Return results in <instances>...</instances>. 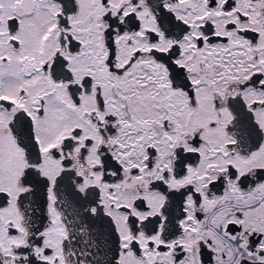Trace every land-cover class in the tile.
I'll use <instances>...</instances> for the list:
<instances>
[{"label":"snow or ice","instance_id":"obj_1","mask_svg":"<svg viewBox=\"0 0 264 264\" xmlns=\"http://www.w3.org/2000/svg\"><path fill=\"white\" fill-rule=\"evenodd\" d=\"M0 264H264V0H0Z\"/></svg>","mask_w":264,"mask_h":264}]
</instances>
